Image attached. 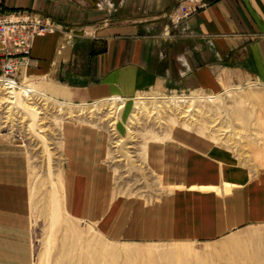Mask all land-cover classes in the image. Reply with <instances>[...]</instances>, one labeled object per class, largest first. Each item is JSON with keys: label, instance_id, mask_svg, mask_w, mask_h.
<instances>
[{"label": "crops", "instance_id": "crops-1", "mask_svg": "<svg viewBox=\"0 0 264 264\" xmlns=\"http://www.w3.org/2000/svg\"><path fill=\"white\" fill-rule=\"evenodd\" d=\"M97 1L0 0V13L30 11L64 28L34 38L18 78L81 104L165 89L171 72L155 59H176V77L208 96L264 84V0ZM116 3L117 16L104 18V6ZM183 8L190 14L162 37L160 19ZM63 139L67 211L97 227L112 264L116 255L117 264H249L246 229L264 225V166L252 169L203 136L154 141L150 165L176 187L148 204L116 193L103 127L67 120ZM0 144V264H32L22 153Z\"/></svg>", "mask_w": 264, "mask_h": 264}, {"label": "rangeland", "instance_id": "rangeland-1", "mask_svg": "<svg viewBox=\"0 0 264 264\" xmlns=\"http://www.w3.org/2000/svg\"><path fill=\"white\" fill-rule=\"evenodd\" d=\"M89 1L94 6L98 2ZM116 7L119 8L118 3L104 6L102 9L104 18L116 17ZM160 20V23H163L162 37L170 40L173 33L171 27L175 24L174 18L169 15ZM55 32L57 31L50 33ZM155 61H157V70L161 72L166 68L170 70L171 81L167 83L165 89L152 88L141 93H146L147 96L207 94L190 86L186 77L182 79L176 77L177 73L174 71L181 68L176 59H155ZM36 81L32 78L20 80L22 85H33L52 97L44 96L48 100L43 101L40 95L35 96V99L45 104H42L45 107V114H41L42 120L33 119L31 111L25 110L20 104L19 107L6 111L12 103L7 102L10 98L5 90L0 92V138L7 143L9 150L14 149L22 153L24 161L28 196L26 211L31 220L32 264H112L113 261L112 246L97 227L92 223L74 219L66 208L68 191L66 177L63 175L65 160L63 125L67 120L92 123L107 131L110 141L107 162L112 169L116 193L127 198L141 199L148 204L169 195L176 187L175 183L168 182L165 176L159 175L150 165L148 146L154 141H173L183 134L203 136L211 143L234 151L238 158L252 169L264 166V84L254 82L225 89L217 93L216 96L219 95V98L216 101L198 97L191 105L188 116L195 119L197 126L185 127L182 122L184 119L181 120L178 114L172 111H165L157 119L155 118L157 113L153 116H143L141 123L135 128L136 140L132 141L126 137L129 135L128 117L134 111L135 101H125L126 108L118 111L120 116L123 117L124 114V118L117 119L115 128L111 131L106 121L92 117L94 112L100 116L108 112V108L102 103L100 105L95 104V101L87 102L85 106L83 105L87 113L79 117L65 118V114H61L58 110L60 107L75 109L76 104L81 103L58 99L39 87ZM18 96L20 102H29L24 99L23 94ZM124 98L127 100V97ZM62 101L66 104H61ZM99 105L102 107V114L97 113L96 106ZM89 109L96 111L89 112ZM153 111L157 110L153 109ZM3 116L9 117L7 123L3 122L6 118ZM215 128L223 129L220 132L228 130L222 136L231 139L227 141L214 139L209 129ZM116 139H120L122 144L112 147L113 140ZM174 178L177 179V176ZM63 205H65L64 209ZM246 232L250 237L248 263L264 264V225L249 227ZM117 261L118 255H116V264Z\"/></svg>", "mask_w": 264, "mask_h": 264}, {"label": "bare ground", "instance_id": "bare-ground-1", "mask_svg": "<svg viewBox=\"0 0 264 264\" xmlns=\"http://www.w3.org/2000/svg\"><path fill=\"white\" fill-rule=\"evenodd\" d=\"M48 33H50V32H48ZM45 34H47V33H45ZM41 35H44V34H41ZM4 90H5L6 94H9L10 99H7V102L12 103V106L6 111H10L12 108H17V107H19V104H20L21 106L24 107L25 110L31 111V113L33 114V119H35V120H38V119L42 120L43 116H41V114H45V111H44V109H45L44 105L45 104L38 101L37 99H35V96L37 94L40 95L42 97L43 101H47L48 98H52L46 92H43L41 90L36 89V87L33 85L27 86V85L21 84V85H17L14 87H10V86H7L3 81H0V92H3ZM19 94H23L24 99L29 100V102L28 101L20 102V100L18 98ZM145 94L140 92L136 97L133 98V101H135V105H134L135 107H134L133 113L130 114V116L128 117L127 128L129 130L128 131L129 135H128V137H126V138L132 139V141H133V139L136 140L135 135L137 132H136L135 128L139 126V123H141L143 116L144 117L145 116H151V115L153 116V114L157 113V116H155V118L157 119L160 116V114L164 113L165 111H169V112L172 111V112L178 114V117L181 118V120L184 119V121L182 120V122L186 127H192L193 125H196L198 123H196L195 119L190 118L188 116L190 115L189 112L191 111V105L196 102L197 98L198 97L208 98L212 101H216L219 98V95L218 96H216V95L206 96L203 94L200 95L198 93H194L191 95H185V96H181V95H162L161 96V95H157V94H152V95L147 96ZM44 96H46L48 98H45ZM125 101H128V100H126L125 98H120V97H109V98H105L103 100L95 101L96 102L95 104L101 105V103H102L104 106H106L108 108V112L103 114V116L97 115L94 112L92 117H96L98 119H101L100 121H102V120L106 121L107 125L110 127V130L112 131L115 128V123H116L117 119L123 120V118H124V114L122 117V115L120 116L118 111L124 107L126 108L127 103ZM118 102H121V103H118ZM64 103H65V101L61 102V104H64ZM42 104H44V105H42ZM84 104H86V103L76 104L75 109L74 108L65 109L64 106H62L58 110L60 111L61 114L62 113L65 114V118H67V117H79V116L87 113L85 111V107H84L85 105ZM95 104H93V105H95ZM100 105L96 106V107H98L97 113L102 112L101 111L102 107ZM151 108L156 109L157 111H153V109H151ZM86 110H87V108H86ZM93 111H96V109H91V112H93ZM89 112H90V109H89ZM140 115H142V116L140 117ZM3 117H6L3 120V122L7 123L9 121V119H8L9 117L8 116H3ZM119 120H118V122H119ZM175 123H177V122H175ZM3 125L7 126V124L6 125L3 124ZM202 127H204V126H202ZM205 129H207V128H205ZM205 129H202V130H205ZM202 130H200V131H202ZM221 130H223V129H219V128H217V129L215 128L214 130L209 129L210 134L214 139L221 140V141H227L228 139L230 140L231 139L230 137L222 136V135L226 134L225 132H228V130H224V131L220 132ZM5 131L6 130H4V132ZM207 131H208V129H207ZM229 136H231V135H229ZM157 137H159V136L157 135ZM119 144H122L120 139L113 140L112 147H117ZM113 150H116V149H113ZM144 152H145V145H144ZM142 153H143V151H142ZM141 156L143 157L144 155H141Z\"/></svg>", "mask_w": 264, "mask_h": 264}, {"label": "built area", "instance_id": "built-area-1", "mask_svg": "<svg viewBox=\"0 0 264 264\" xmlns=\"http://www.w3.org/2000/svg\"><path fill=\"white\" fill-rule=\"evenodd\" d=\"M207 2L202 0L201 5H207ZM190 12V8H185L182 14L176 15L174 22L180 21ZM63 30L60 24L49 17L34 12L0 13V81L10 87L21 85L18 73L22 67L29 65L34 38Z\"/></svg>", "mask_w": 264, "mask_h": 264}]
</instances>
